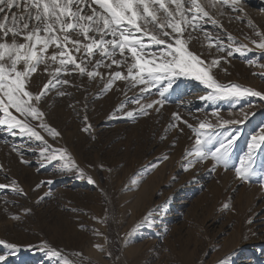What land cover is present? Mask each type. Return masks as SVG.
<instances>
[{"label": "rangeland", "instance_id": "rangeland-1", "mask_svg": "<svg viewBox=\"0 0 264 264\" xmlns=\"http://www.w3.org/2000/svg\"><path fill=\"white\" fill-rule=\"evenodd\" d=\"M242 6L240 19L226 5L219 11L209 8L218 26L205 24L207 36L188 28L182 38L206 63L219 61L211 70L217 83L264 94V50L256 48L259 37L253 31L264 33V0H242ZM241 45L251 50L227 55ZM54 50L50 47L45 56ZM75 55L79 62L81 54ZM115 58L121 59L119 54ZM97 59L98 53L83 76L70 65L60 75L69 81L65 85L50 75L58 67L51 62L29 78L27 90L33 95L54 81L39 105L47 128L27 118L40 141L13 136L0 126V184L7 185L0 189V255L7 264H264V148L256 154L253 182L236 179L234 171L251 137L264 129V100L203 101L211 90L180 77L165 93L168 102L153 104L142 116L141 106L159 100L164 85L142 92L143 85L116 80L105 92L116 71L128 75L132 61L129 55L123 65L95 68ZM87 71L97 75L90 79ZM233 120L241 123H225ZM201 122L216 134L197 146L192 129ZM230 134L237 139L228 169L212 170L210 156L186 155L198 148L210 153ZM42 150L57 159L41 157ZM189 161L195 162L185 170ZM49 249L60 255H50Z\"/></svg>", "mask_w": 264, "mask_h": 264}, {"label": "snow or ice", "instance_id": "snow-or-ice-1", "mask_svg": "<svg viewBox=\"0 0 264 264\" xmlns=\"http://www.w3.org/2000/svg\"><path fill=\"white\" fill-rule=\"evenodd\" d=\"M225 5L236 14V19L241 18L242 0H207V3L198 0H90V2L89 0H0V17H2L0 19V114H2L0 126H6L13 136L18 134L20 137L28 136L40 141L42 137L29 127L27 118L41 121L39 126L47 128L42 122L45 113L39 109V105L52 91L54 81L49 80L39 94L33 95L27 90L29 78L41 64L48 68L51 62L58 65L55 72L50 73L55 78V83L68 84V80L60 78L61 73L68 71L71 65L83 76L86 72L85 65L91 63L97 53L100 59L95 61V68L102 65L105 67H111L112 64L123 65L129 55L132 61L127 65L128 75L124 76L120 71H116L105 85V92L116 80H128L133 87L137 84L143 85L142 92H149L152 88L164 85L159 89V100L141 106L139 114L142 116L148 114L153 104L162 106L168 102L165 93L173 89L180 77L198 81L211 90L208 95L201 97L203 101L215 102L234 98L233 102H236L239 98L249 96L264 100V94L260 91L234 84L217 83L211 75V70L219 64V61L212 60L210 64L206 63L189 50L187 40L182 38L188 28L192 31H204L207 36L208 30L204 28L205 24L210 22L212 26H218V21L208 9L219 11ZM86 8L90 9L91 14H88ZM253 31L255 36L259 37L256 48L264 50V33L255 29ZM228 39L231 41L232 37L229 36ZM217 44L218 50L224 52L225 45L219 40ZM50 47H54L55 50L51 55L45 56ZM250 50L241 45L228 51L227 55L231 57L234 52L243 54ZM76 53L81 54L79 62ZM118 54L121 59L115 58ZM105 60H111V64H105ZM86 74L90 79L97 75L95 71H87ZM57 94L61 97L66 95L64 91L59 90ZM134 102L139 103V99ZM10 109L25 119H18L17 116L12 115ZM127 116L133 117L134 114L128 112ZM174 118L180 120L175 114ZM225 123L238 124L241 121L233 120ZM192 130L196 133L197 146L211 142L216 134L213 126L206 122H201L198 128ZM52 134L56 135L55 132ZM236 139V135L230 134L225 136L219 142V146L210 153L198 148L194 153H186V155H194L200 160L210 156L214 161L212 170L218 166L228 169L230 150ZM262 148H264V129H261L260 134L251 137L246 155L234 170L236 179L253 182L256 176L254 166L256 154ZM40 156L45 157L43 150ZM45 158L55 161L57 156L52 154ZM194 162L189 161L185 165V170H188ZM261 175L264 176V172ZM47 183L51 184L52 181ZM88 183L93 184L94 181L89 178ZM41 186L37 185V188ZM5 188L7 185L0 184V189ZM13 189L17 190L15 182ZM224 207L227 209L228 206L224 205ZM6 246L16 249L15 245ZM49 254L60 255L58 251L51 249ZM0 264H7L2 255H0ZM221 264L226 262L222 261Z\"/></svg>", "mask_w": 264, "mask_h": 264}, {"label": "bare ground", "instance_id": "bare-ground-1", "mask_svg": "<svg viewBox=\"0 0 264 264\" xmlns=\"http://www.w3.org/2000/svg\"><path fill=\"white\" fill-rule=\"evenodd\" d=\"M18 11V10H17ZM0 19H2V17H0ZM10 22V21H9ZM22 40V39H21ZM81 240V239H80ZM80 240H79V244L81 243V245L79 246V247H81L83 244H82V242H80ZM88 247V246H87ZM91 247H92V245H91ZM82 248V247H81ZM93 248V247H92ZM91 248V249H92Z\"/></svg>", "mask_w": 264, "mask_h": 264}]
</instances>
